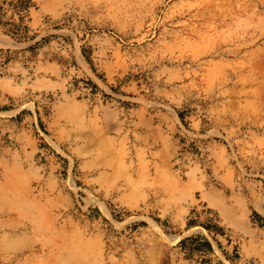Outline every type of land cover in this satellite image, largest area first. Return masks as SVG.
Here are the masks:
<instances>
[{
    "label": "rangeland",
    "instance_id": "374dc122",
    "mask_svg": "<svg viewBox=\"0 0 264 264\" xmlns=\"http://www.w3.org/2000/svg\"><path fill=\"white\" fill-rule=\"evenodd\" d=\"M0 264H264V0H0Z\"/></svg>",
    "mask_w": 264,
    "mask_h": 264
},
{
    "label": "crops",
    "instance_id": "0c3cea01",
    "mask_svg": "<svg viewBox=\"0 0 264 264\" xmlns=\"http://www.w3.org/2000/svg\"><path fill=\"white\" fill-rule=\"evenodd\" d=\"M99 109V115L100 118L102 119V121L104 123L107 124L108 128H112L115 125V114L113 112V110L109 107H105V106H101L98 108ZM134 115H135V119H137L138 121L141 122H146V117L138 110L135 109L133 111Z\"/></svg>",
    "mask_w": 264,
    "mask_h": 264
}]
</instances>
